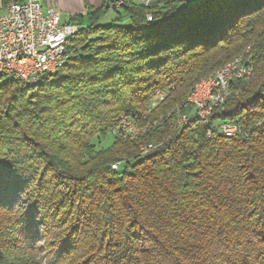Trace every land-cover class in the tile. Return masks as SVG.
Segmentation results:
<instances>
[{
	"label": "trees",
	"instance_id": "16d2710c",
	"mask_svg": "<svg viewBox=\"0 0 264 264\" xmlns=\"http://www.w3.org/2000/svg\"><path fill=\"white\" fill-rule=\"evenodd\" d=\"M108 1L70 18L55 74L0 78V264H264V0ZM246 50L251 78L177 125ZM122 114L137 140L114 136Z\"/></svg>",
	"mask_w": 264,
	"mask_h": 264
},
{
	"label": "built area",
	"instance_id": "2783aa9c",
	"mask_svg": "<svg viewBox=\"0 0 264 264\" xmlns=\"http://www.w3.org/2000/svg\"><path fill=\"white\" fill-rule=\"evenodd\" d=\"M48 1L12 0L2 9L0 70H3L5 76L20 75L22 82L29 81L44 75L46 71H55L57 64L70 57L68 47L71 41H66V34L78 32L79 26L65 22L59 9L45 8L44 4ZM140 1L145 7L153 2V0ZM122 2L123 0H120L114 6L119 8ZM151 21V16L147 15V22ZM251 63L252 61H246L245 64L236 66L229 71V76L216 77L215 80L201 83L193 99L184 103V109L185 104H193L190 117H197V121L207 124L213 112L225 103L231 82L242 80V74L249 71ZM162 96L164 94H158L159 102L162 101ZM187 120L182 122L180 127L184 126ZM140 126L134 116L122 114L114 126L113 134L118 139L131 140L136 134H141ZM219 131L223 135L236 134L237 128L222 125ZM210 133L211 130L208 134ZM117 167L116 164L111 168L117 170Z\"/></svg>",
	"mask_w": 264,
	"mask_h": 264
},
{
	"label": "bare ground",
	"instance_id": "6f19581e",
	"mask_svg": "<svg viewBox=\"0 0 264 264\" xmlns=\"http://www.w3.org/2000/svg\"><path fill=\"white\" fill-rule=\"evenodd\" d=\"M151 23V22H148ZM78 32H71L70 34H66V41H71L77 34ZM251 55L249 54V50H246L244 54L239 55L238 57H236L234 60H232L231 62H229L227 65H225L224 67L214 71L212 74H210L208 77H206L205 79L201 80L194 88V90L191 92V94L189 95V97L187 98L185 103H188L189 101H191L193 99V97L195 96V94L197 93V91H199L200 88V84L203 83L204 81H209V80H215L216 77H225V76H229V71L233 70L236 66L238 65H243L245 64L246 61H251ZM66 61H62V63L57 64L55 67V71H46V73L44 75H41L39 77H36L34 79H31L29 81H25L22 82V77L20 75H8L5 76L3 73V70H0V78H10L13 79L15 81H18L20 83H23L25 85H31L32 83H34V81L39 80L40 78L47 76V75H53L55 74V72L58 70V68H60ZM253 74V64H250V69L246 74H242V80H249L251 78ZM164 96H162V100H163ZM185 106H190L192 108L193 111V104H186ZM173 113L177 114L178 117V125L180 126L182 124V122L186 121L188 118L189 120H187V122L185 123V125L190 121V120H197V117H190V115L188 114H183L179 108L175 109L173 111ZM175 114V115H176ZM146 131L145 127L140 126V133L141 134H136L135 137H133L130 141H135L138 138H140ZM226 138H232L235 136V134H228V135H224ZM151 146L148 147H143L140 149V151L142 153H144L145 151H147L148 149H151Z\"/></svg>",
	"mask_w": 264,
	"mask_h": 264
},
{
	"label": "rangeland",
	"instance_id": "374dc122",
	"mask_svg": "<svg viewBox=\"0 0 264 264\" xmlns=\"http://www.w3.org/2000/svg\"><path fill=\"white\" fill-rule=\"evenodd\" d=\"M199 0H187L186 5L191 6L194 3L198 2ZM59 8L62 9L64 14V21H69L71 17L79 16V15H85L86 10L88 8H99L101 6L100 0H58L57 3ZM116 8V7H115ZM118 9V8H117ZM2 13V10L0 8V14ZM115 13L111 9L110 12L107 14L105 18L102 19V24H108L113 19H115ZM72 23L77 24L79 26V23L76 21H73ZM238 57V56H237ZM10 81L9 78H5L3 80L4 83ZM176 114V113H175ZM178 113L176 114V124L178 125Z\"/></svg>",
	"mask_w": 264,
	"mask_h": 264
},
{
	"label": "crops",
	"instance_id": "0c3cea01",
	"mask_svg": "<svg viewBox=\"0 0 264 264\" xmlns=\"http://www.w3.org/2000/svg\"><path fill=\"white\" fill-rule=\"evenodd\" d=\"M57 1H58V0H49L48 2H46V3L44 4V7H45V8H48V7H55V8H57V9H59V10L62 12V14H63L62 9L59 8L57 4H55V3H57ZM1 10H2V9H1ZM2 12H3V11H2ZM1 14H2V13H1ZM1 14H0V15H1ZM71 18H72V17H71ZM63 19H64V14H63ZM66 22H68V21H66Z\"/></svg>",
	"mask_w": 264,
	"mask_h": 264
},
{
	"label": "water",
	"instance_id": "95a60500",
	"mask_svg": "<svg viewBox=\"0 0 264 264\" xmlns=\"http://www.w3.org/2000/svg\"><path fill=\"white\" fill-rule=\"evenodd\" d=\"M120 0H109L106 7L108 8L110 4L118 3Z\"/></svg>",
	"mask_w": 264,
	"mask_h": 264
},
{
	"label": "flooded vegetation",
	"instance_id": "af4514ba",
	"mask_svg": "<svg viewBox=\"0 0 264 264\" xmlns=\"http://www.w3.org/2000/svg\"><path fill=\"white\" fill-rule=\"evenodd\" d=\"M109 2V1H108ZM110 5H115V3L114 4H110Z\"/></svg>",
	"mask_w": 264,
	"mask_h": 264
}]
</instances>
